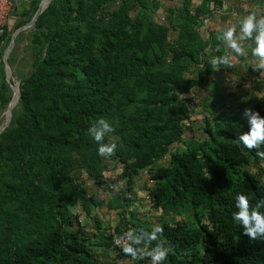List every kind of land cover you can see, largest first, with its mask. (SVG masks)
Returning <instances> with one entry per match:
<instances>
[{
  "label": "trees",
  "instance_id": "trees-1",
  "mask_svg": "<svg viewBox=\"0 0 264 264\" xmlns=\"http://www.w3.org/2000/svg\"><path fill=\"white\" fill-rule=\"evenodd\" d=\"M163 1L172 4L167 22L156 20ZM180 1L51 0L40 14L29 37L32 68L0 134V264H115L101 261L97 249L110 250L115 262L149 264L125 256L112 237L155 224L172 249L165 264H264V242L250 241L231 219L237 193L254 195L253 204L264 197V182L251 170L264 161L236 145L249 130L244 111L213 114L202 138H184L192 107L183 95L215 72L208 61L223 54L219 31L205 38L201 26L225 2ZM39 3L32 1L16 28ZM12 33L8 28L0 38V112L12 98L3 61ZM249 108L264 116L260 103ZM100 118L115 127L104 141L117 143L110 158L98 155L88 135ZM112 168H121L118 180L127 182L107 208L124 225L106 234L95 213L92 233L81 216L92 217L104 203L86 181L104 186ZM148 170L150 205L172 214V222L144 219L130 208L127 192Z\"/></svg>",
  "mask_w": 264,
  "mask_h": 264
},
{
  "label": "rangeland",
  "instance_id": "rangeland-1",
  "mask_svg": "<svg viewBox=\"0 0 264 264\" xmlns=\"http://www.w3.org/2000/svg\"><path fill=\"white\" fill-rule=\"evenodd\" d=\"M32 1L33 0H20L14 7L9 21L10 32H14L17 29L15 25L18 21L26 18V16L24 17L22 14L31 7ZM174 1H176V5H181L180 0ZM193 1L195 5L199 3V0ZM170 2L171 1H163L161 8L156 14L157 21L167 22L164 18V11L169 4L172 5ZM224 2V6L214 11L212 16L207 17L204 21V25L201 26V32L205 38L209 37L211 30L220 32L226 25L237 23L241 17L247 15L248 12L252 10H257L264 14L262 2L259 0H224ZM109 9H111V7ZM33 28L34 25L22 30L21 32L24 33L22 36L20 35L21 32L17 35L19 42H17L16 38V43L9 55V57L13 54V56H15L13 63H9L14 84H17L19 91L21 90L20 83L22 76L26 75L32 68V57L28 44ZM170 36L171 39H174L176 37V32H171ZM245 45L254 46L252 41H246ZM254 63L255 59L252 57L251 47H249L247 58L237 57L234 61V67L232 68L221 67L219 71H215L210 75L205 73L204 83L195 85L191 93L183 95L189 100L192 107L191 117L186 120L187 128L184 134L185 139L202 138L204 136L202 129L203 125H205L207 121L212 120L213 114H218L222 111L229 113L231 111L240 110V112H243L250 107V103H260L264 106V72L255 71ZM201 70H203V67H201ZM197 74V71H195L193 75L196 76ZM7 84L9 85L8 82ZM15 96L16 92L14 91V97ZM6 109L0 112L1 124L5 121ZM179 147L180 144L177 143L172 149ZM112 165L113 163H111V166ZM251 170L256 172L264 182V162L259 164V166L253 163L251 165ZM120 171L121 168L107 171L105 175L108 178V183L99 188L94 185L91 180L87 179L86 181L90 193L104 203L101 208H94L92 217H87L84 214L81 216V222L86 225L87 229L92 233L95 231L94 225H96L94 219L95 213L100 215L104 225L102 231L106 234L113 233L119 224L124 225L118 213L115 210H109L107 208V201L110 196L126 190L127 181L123 179L118 180ZM150 178L151 171L149 170L135 177L132 190L127 192V194L129 195L130 193L131 197L134 199L133 205L130 208L135 215L137 214L141 218L152 219L154 221L164 218L172 222L175 219L172 214H165L162 213L161 210L151 207L148 192L146 190L148 185L153 184ZM110 181H114L112 184L113 189L110 188ZM127 219H129V213ZM96 254L101 261L107 260L115 264H131L130 261L124 259L119 260V258L115 262L113 253L110 250L97 249Z\"/></svg>",
  "mask_w": 264,
  "mask_h": 264
},
{
  "label": "clouds",
  "instance_id": "clouds-1",
  "mask_svg": "<svg viewBox=\"0 0 264 264\" xmlns=\"http://www.w3.org/2000/svg\"><path fill=\"white\" fill-rule=\"evenodd\" d=\"M216 39L222 43L224 51L222 55L209 59L213 71H219L221 67H234L235 59L247 58L251 47V55L255 59L254 70L264 72V14L257 10L248 12L237 23L226 25ZM246 41H252L254 46H246ZM242 117L247 121L249 130L237 135L236 145L248 152L255 151V155L264 161V116L259 111L247 108ZM113 132L115 127L105 118L94 121L88 128V135L98 146L99 156L110 158L116 154L117 143L104 142L106 135ZM234 199L236 210L232 212V222L242 229L243 235L250 241L264 242V197L253 204L254 195L239 192ZM164 231L160 224L153 225L151 230L140 229L138 233L129 230L120 238L122 242L119 246L123 254L134 261L147 259L149 264H165L172 249L167 240L162 239Z\"/></svg>",
  "mask_w": 264,
  "mask_h": 264
},
{
  "label": "water",
  "instance_id": "water-1",
  "mask_svg": "<svg viewBox=\"0 0 264 264\" xmlns=\"http://www.w3.org/2000/svg\"><path fill=\"white\" fill-rule=\"evenodd\" d=\"M43 2H44V0H40L39 6H38L33 18L29 22L18 27L13 32L11 39H10V42H9L8 46L6 47V49L4 50L3 61L5 64V70H6L5 78H6L7 82L9 83V86L11 87V89L13 91V95H12L11 100L8 103V106H7V109L5 112V114H6L5 121L0 125V134L2 133L3 130H5L10 125L11 120H12V116H13V108L16 105V103L18 102L19 97L21 95V92H19L18 99H17L16 103L14 104V102H13L14 101V79L12 78V75H11V69H10L11 66L9 63V55H10V53H11V51H12V49L16 43L17 35L22 30H25L26 28H29L36 23L38 17L47 8V6L51 2V0H47V3L45 5L43 4Z\"/></svg>",
  "mask_w": 264,
  "mask_h": 264
},
{
  "label": "built area",
  "instance_id": "built-area-1",
  "mask_svg": "<svg viewBox=\"0 0 264 264\" xmlns=\"http://www.w3.org/2000/svg\"><path fill=\"white\" fill-rule=\"evenodd\" d=\"M20 2V0H0V38L5 34L6 30L10 25V17L14 7ZM4 41L2 40V43ZM127 232L114 233L112 237V242L115 247L120 248L119 243L120 238Z\"/></svg>",
  "mask_w": 264,
  "mask_h": 264
},
{
  "label": "bare ground",
  "instance_id": "bare-ground-1",
  "mask_svg": "<svg viewBox=\"0 0 264 264\" xmlns=\"http://www.w3.org/2000/svg\"><path fill=\"white\" fill-rule=\"evenodd\" d=\"M47 3V0H44L43 4L45 5ZM14 91L16 92V96L14 97V104L16 103L18 96H19V89L17 88V84H14Z\"/></svg>",
  "mask_w": 264,
  "mask_h": 264
},
{
  "label": "crops",
  "instance_id": "crops-1",
  "mask_svg": "<svg viewBox=\"0 0 264 264\" xmlns=\"http://www.w3.org/2000/svg\"><path fill=\"white\" fill-rule=\"evenodd\" d=\"M0 78H1V76H0Z\"/></svg>",
  "mask_w": 264,
  "mask_h": 264
}]
</instances>
